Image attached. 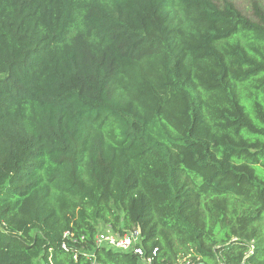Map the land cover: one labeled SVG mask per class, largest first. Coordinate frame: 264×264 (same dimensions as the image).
Segmentation results:
<instances>
[{
  "label": "trees",
  "instance_id": "obj_1",
  "mask_svg": "<svg viewBox=\"0 0 264 264\" xmlns=\"http://www.w3.org/2000/svg\"><path fill=\"white\" fill-rule=\"evenodd\" d=\"M251 10L0 0V264H144L98 246L102 226L140 230L154 264H264V6Z\"/></svg>",
  "mask_w": 264,
  "mask_h": 264
},
{
  "label": "built area",
  "instance_id": "obj_2",
  "mask_svg": "<svg viewBox=\"0 0 264 264\" xmlns=\"http://www.w3.org/2000/svg\"><path fill=\"white\" fill-rule=\"evenodd\" d=\"M66 240L62 244V248L65 251H73L69 242L78 243L79 239L75 236V233L71 230H67L64 233ZM83 238V237H82ZM81 238V240H82ZM141 233L140 230H135L126 234H119L114 232L110 226L103 227L97 235V245L107 246L116 250L125 252H134L141 257L144 264H154L152 257L145 256L143 247L141 246ZM157 248L153 251L154 254L157 253ZM77 254L74 255V259H77ZM43 264H54L51 257L46 262L43 260ZM173 264H193L189 256L179 259Z\"/></svg>",
  "mask_w": 264,
  "mask_h": 264
},
{
  "label": "rangeland",
  "instance_id": "obj_3",
  "mask_svg": "<svg viewBox=\"0 0 264 264\" xmlns=\"http://www.w3.org/2000/svg\"><path fill=\"white\" fill-rule=\"evenodd\" d=\"M216 1L222 2L224 0H216ZM230 1H232L246 15L248 16L252 15L251 5L254 0H230ZM258 1H260L261 4L264 6V0H258ZM42 264H43V261H42Z\"/></svg>",
  "mask_w": 264,
  "mask_h": 264
}]
</instances>
